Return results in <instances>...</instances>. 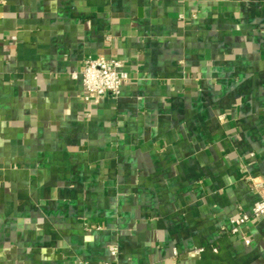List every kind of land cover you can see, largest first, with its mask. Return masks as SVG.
I'll list each match as a JSON object with an SVG mask.
<instances>
[{"label": "crops", "instance_id": "1", "mask_svg": "<svg viewBox=\"0 0 264 264\" xmlns=\"http://www.w3.org/2000/svg\"><path fill=\"white\" fill-rule=\"evenodd\" d=\"M87 56L116 95L85 101ZM252 180L264 0H0V264H264Z\"/></svg>", "mask_w": 264, "mask_h": 264}, {"label": "built area", "instance_id": "2", "mask_svg": "<svg viewBox=\"0 0 264 264\" xmlns=\"http://www.w3.org/2000/svg\"><path fill=\"white\" fill-rule=\"evenodd\" d=\"M74 80L81 79L84 99L88 103H97L99 98L105 94L116 95L121 87L128 81V73L124 69V63L120 59L106 58L104 56H87L81 67L70 73ZM252 187L260 194V197L246 210L241 211L238 216L231 219V231L236 233L239 226L251 218H264V182L252 180ZM245 242H248L244 239ZM201 249L194 252L199 253ZM110 261L102 264H118L117 248L109 246Z\"/></svg>", "mask_w": 264, "mask_h": 264}]
</instances>
